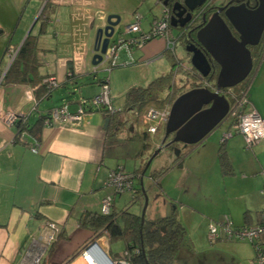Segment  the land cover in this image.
Listing matches in <instances>:
<instances>
[{
	"label": "crops",
	"instance_id": "crops-1",
	"mask_svg": "<svg viewBox=\"0 0 264 264\" xmlns=\"http://www.w3.org/2000/svg\"><path fill=\"white\" fill-rule=\"evenodd\" d=\"M149 2L0 0V76L4 77L12 62L9 48L18 50L30 34L19 68L0 82V264H35L36 259L39 264H87L80 255L86 244L96 241L107 250L108 237L98 236L81 225L80 217L87 212L100 213L101 199L112 194L104 183L110 169L120 166L136 175L134 196L127 191L114 196L111 212L126 209L131 212L124 205L127 200L137 207L144 202L140 190L142 171L160 145L164 132L158 134L160 126L155 133H148L141 119L134 115V108L125 104V92L133 85L122 90L114 84L109 86L116 109L111 117L104 108H97L83 113L75 124L44 125L43 120L51 109L62 104H67L68 110L74 112L80 99L99 92L101 78L97 72H92L91 63L96 29L105 25L109 14H116L120 17V31L115 38L120 34L131 37L134 34L124 32V27L139 13L141 28L147 30L151 20L158 16H146ZM132 52L138 57V61L134 58L136 63L169 53L162 38L152 39L140 48L133 47ZM126 58L125 51H121L117 61ZM68 70L72 75L67 76ZM46 77H54L59 84L42 97L40 83ZM86 77L90 85L83 89L78 83ZM240 86H248L251 104L264 117V52L260 53V47L253 55L250 75ZM84 90L89 92L81 96ZM114 93L123 96L118 106H114ZM6 110L22 113V121L29 127L44 117L39 136L36 138L26 130L18 132L19 121L4 124L1 116ZM126 111H131L134 117ZM230 125L231 121L220 123L184 157L171 156L167 147H162L152 157V162L158 159L153 170L146 173L149 164L144 173L147 180L160 188V192L152 191L157 198L148 199L145 210V219L153 221L169 215L178 220L179 216L176 207L170 205L180 199L174 198L171 191L179 187L181 177L175 178L174 169L166 173L157 171L158 165L164 161L170 162V167L178 165L179 175L184 177L193 172L212 171L210 180L197 188L210 186L216 201L201 206L193 202V208L189 209L190 215L198 216L203 240L199 249L206 252L205 257L200 259L201 251L194 245L180 246L177 252L179 258L191 257L196 264H255L254 248L246 240L220 239L204 246L209 221L227 216L233 225H253L264 220V140L246 148L242 135L234 133L222 141ZM34 142H38L36 152L31 150ZM221 151L228 164L225 170L219 162ZM127 163L133 165L134 170H129ZM144 177L142 185L145 187ZM146 190L149 194L150 189ZM138 211L132 213L140 214ZM178 221L183 226L180 218ZM50 234L53 239L48 243ZM107 254L110 255L108 250Z\"/></svg>",
	"mask_w": 264,
	"mask_h": 264
},
{
	"label": "water",
	"instance_id": "water-1",
	"mask_svg": "<svg viewBox=\"0 0 264 264\" xmlns=\"http://www.w3.org/2000/svg\"><path fill=\"white\" fill-rule=\"evenodd\" d=\"M228 0L224 5L214 6V11L195 33L197 44L190 42L185 45V51L190 55L193 67L200 79L209 77L213 70L212 62L218 65V71L213 89L207 86H196L180 93L172 102L170 113L165 123L164 135L160 145L147 160L142 171V178L146 168L162 147H172L175 143L183 146L199 143L206 135L214 130L227 117L229 107L227 97L221 92L223 89L235 87L246 79L253 68V47L259 45L264 33V0ZM206 0H184L189 12L201 7ZM166 5V1H163ZM178 3H174L173 10ZM178 13L171 17L170 24L176 26ZM190 19V13L179 25L183 26ZM120 17L109 14L104 26L95 31L93 55L91 63L98 64L107 46L119 26ZM210 82L209 80H207ZM107 120L105 121V123ZM175 155H180L175 151ZM140 181V190L144 197L140 213L141 222L145 218L148 196ZM91 255L99 264H107L110 256L94 242Z\"/></svg>",
	"mask_w": 264,
	"mask_h": 264
},
{
	"label": "built area",
	"instance_id": "built-area-1",
	"mask_svg": "<svg viewBox=\"0 0 264 264\" xmlns=\"http://www.w3.org/2000/svg\"><path fill=\"white\" fill-rule=\"evenodd\" d=\"M161 13L153 18L150 22L149 28L144 30L141 28V15L139 13L134 14V20L132 23L127 24L124 27V32L133 33L131 37H125L120 34L107 46L105 53L102 56L101 61L93 65L92 72H98L99 66H103L104 70H109L116 66H125L136 63L132 55L133 47H142L145 43L155 38H162L166 41V47L169 51H172L173 41L169 29V14L168 9L161 3ZM260 53L264 52V33H262L260 42ZM121 51H125L127 58L124 61L118 62V56ZM17 53V49L9 48L10 59L13 60ZM181 65L178 64L173 70L177 71ZM174 71V72H175ZM71 72H67V76H70ZM3 76H0V82ZM108 77H104L100 81V90L97 94L89 97L82 98L78 102L77 110L70 112L67 108V104H62L59 107L51 109L46 115L44 125H50L54 123H67L75 124L80 121L83 113L90 111L91 109L104 108L108 115L113 114L116 110L112 105V96L110 94ZM46 88L50 91L58 86L59 81L54 77H46L43 82ZM203 85L213 89V84L207 80H203ZM248 86L241 88H226L224 95L228 99L229 107L227 111V117L231 118L230 129L224 132L222 135V141L230 137L232 134L237 133L242 135L244 140V146L251 148L258 141L264 140V117L260 116L254 106L251 104L247 89ZM27 97L30 95L29 91L26 92ZM138 111L134 112L135 115ZM170 113V103H165L162 107L149 106L140 115L141 122L146 127L148 133H155V131L164 125L168 119ZM23 115L20 112H14L12 110H6L1 116V121L6 125H13L14 123L23 120ZM31 150L36 152L38 150V142H34L31 145ZM134 172L124 170L122 167L117 166L108 171L105 185L111 188L112 194L106 195L101 199L100 213L109 214L113 205L114 196L125 191L132 192V195L136 193L134 188ZM219 223L217 224V222ZM211 222L208 224L207 238L209 243H213L222 238L228 240H246L249 242L255 252L254 263L264 264V220H261L257 224L233 226L227 216H223L220 220ZM53 239V235L50 234L47 237L49 243ZM96 242V241H94ZM94 242L86 244L80 251L81 257L87 264H93V258L91 250ZM97 243V242H96ZM100 246V245H99ZM137 252V249H132ZM38 259H36V263ZM107 264H133L131 262L130 252L123 250L118 254V257L110 256V260ZM143 264V263H137Z\"/></svg>",
	"mask_w": 264,
	"mask_h": 264
},
{
	"label": "rangeland",
	"instance_id": "rangeland-1",
	"mask_svg": "<svg viewBox=\"0 0 264 264\" xmlns=\"http://www.w3.org/2000/svg\"><path fill=\"white\" fill-rule=\"evenodd\" d=\"M222 0H214L212 2V4L214 5H218L219 3H221ZM147 11H146V16L147 17H151L154 14H160L161 13V5L160 3H158L156 0H150L149 5L147 4ZM172 34L175 38H177V41L175 43V47H174V56L178 59L181 60V62L186 65L185 66V70L188 69L191 66L190 63V55L185 51V44L183 43V38L181 36L182 30L178 27H170ZM119 28H117L115 30V33L113 35L112 38H115L117 36V34L119 33ZM132 55H134V58L138 61V57L137 55L132 52ZM122 57H120V59L122 60ZM106 64H103V66ZM103 66L100 65L98 72H97V76L101 79H103L104 77H108L110 79L109 82V86L112 87V85H115V88L122 90L124 89L126 86H140V87H144L146 86L151 80L157 78L160 75H164L166 73L169 72L170 69V62L167 58L166 55L154 58V59H150L148 61H144V62H140V63H133V64H129V65H125V66H117L114 68H111L109 70H104ZM186 72V71H185ZM182 70L178 71V75L176 76V78L174 79V87H172L173 90H175L172 95L170 96L171 92L169 95H166L163 103H170L171 104V100H174L181 92V89H187V88H191L192 86H202L201 83V79H198L197 77H195L192 72H188L185 73ZM247 79V78H246ZM244 79L242 82H240L239 84H237L236 86L242 85L245 80ZM109 81V80H108ZM214 80H212L213 82ZM90 85L89 82V78L86 77L84 78V80H82L80 83H78V86L83 87V89L85 88V85ZM235 86V87H236ZM178 87H180L181 89L178 90ZM60 91H65L64 88H60ZM84 93L81 96H85V94H87V92H89V90H84ZM177 92V94H176ZM164 94H166V88H162L161 92L159 93L160 96H164ZM123 99V96H119L116 93H114V106H118L119 104H121V100ZM170 100L168 102H166L167 100ZM129 112V115H133V113L131 111H126ZM131 117V116H130ZM231 121L230 117H226L221 123H229ZM225 125V124H224ZM143 127V126H142ZM141 127V128H142ZM125 128V127H124ZM164 128L165 125H161V127L159 128L158 134L159 135H163L162 133L164 132ZM126 129V128H125ZM143 129V128H142ZM157 137H160V136ZM196 144H188L186 146H183L181 143H175L172 147H167V150L169 151L168 153H170V155L174 156L176 153L175 151H179L180 153V157H184L183 155L186 153ZM176 156V155H175ZM148 160V159H147ZM147 162V161H146ZM152 162V161H151ZM146 171V173H149L153 170V165L156 164L158 162V159L156 158L154 160V162L151 163ZM180 164H182V159L180 161ZM161 165L163 166V168L161 167ZM127 166L129 167V170H134L133 165H131L130 163H127ZM170 162H162L160 165H158V168L156 169L157 171H163V173H166L168 170L174 169V173L175 174V178L178 179V176L180 178L179 181V187H177V189L173 188L171 191V194L174 196V198H180L178 201L173 202L170 206L171 208L176 207L175 209L177 210V214L179 215L177 218L179 220H182V224L185 228V238L182 242V247H189V246H195V249L198 248V251H201L202 249H199L202 247V239L200 237V232H199V220H198V216L197 214H193L196 212H192L190 215V210L191 208H193V202L194 204H198V205H208L209 202H215L216 201V195L215 192L212 188H210V186H202L201 189H198L197 187L199 185H203V183H205V181L210 180V175L212 176V171H210L209 169L205 170V172L207 173H201L200 171L198 173L193 172L192 175H186L184 176H180V168L178 167V165L176 166H171L170 169ZM159 171V172H160ZM180 174V175H179ZM147 174L145 175L144 179H143V183L145 184L146 189L148 188V190L150 189V192L148 194L147 192V196L148 199H153L156 200L157 196L155 197V195H153L152 191H159L160 192V188L157 185H154L150 180H147ZM176 179V180H177ZM184 181V184L182 183ZM106 182V180L104 181V183ZM181 184H183V186H181ZM182 189H181V187ZM184 187V188H183ZM179 188V190H178ZM111 190V188H109ZM112 191V190H111ZM116 196V195H115ZM149 203V200H148ZM131 212H135L136 209L139 210L138 212L141 213V209L143 206V202L141 203V206L137 207L136 204L133 202H131V200H127L124 204ZM123 205V206H124ZM121 206V207H123ZM148 215V214H147ZM184 219V221H183ZM188 222V224L186 223V221ZM220 220V219H219ZM218 221V220H217ZM211 222H215V221H211ZM210 223V221H209ZM219 223V221L217 222V224ZM233 225V224H232ZM233 226H242V225H233ZM191 237V238H190ZM192 240V241H191ZM222 240L228 241V239L226 238H222ZM234 240V239H233ZM104 242L107 244V240L105 239ZM209 241L208 239L205 242L204 246H208ZM126 248L125 242L123 239H108V253L111 256H114L118 253H121L124 249ZM107 250L105 249V252L107 253ZM226 253H228V251H225ZM231 251H229L230 254ZM205 253L206 252H199V254H201L200 259L202 260L203 257H205ZM109 255V256H110ZM195 260L197 261V255L195 256ZM175 261L176 263L178 262L179 264H196V262H194L193 258H188V257H178V253L175 257Z\"/></svg>",
	"mask_w": 264,
	"mask_h": 264
},
{
	"label": "trees",
	"instance_id": "trees-1",
	"mask_svg": "<svg viewBox=\"0 0 264 264\" xmlns=\"http://www.w3.org/2000/svg\"><path fill=\"white\" fill-rule=\"evenodd\" d=\"M29 43L30 34L26 36L23 43L18 48L9 68L4 73L3 79H8L9 74L17 71L20 63L25 58ZM259 47L260 46L258 45L252 48L254 54L258 52ZM166 56L169 62L173 63V56L170 53H167ZM212 64V72L209 77L201 79V83L203 80H209L212 82V80L215 79L219 67L215 62H212ZM189 71L192 72V74H194V72L197 73L191 66L184 70L185 73H188ZM68 72L71 71L68 70ZM170 81L171 74L166 73L153 79L145 87H130L125 92V104L134 109H138L139 111H142L150 104L155 106L162 105L165 97L160 96L159 93L162 88L170 87ZM40 87L43 92L42 97L46 96L48 89L45 84L41 82ZM238 87L241 88L243 86L239 85L235 88ZM187 89L181 90L183 92ZM113 114H110L109 116L111 117ZM110 117L109 120H111ZM43 118L44 117L38 119L31 127H29L25 121L20 120L17 123L18 132L26 130L37 138L42 127ZM222 152L223 151H221L219 156V162L222 170H225L227 169L228 164L226 156ZM175 157L179 158L180 155ZM80 223L93 230L98 236L104 234L111 240L123 239L126 245L125 249L130 252L131 262L133 264H177L175 257L185 238V229L174 215L157 218L153 221H148L144 218V221L141 222L140 214L129 212L127 209L117 213L110 212L105 215L101 213L87 212L80 217ZM52 245L53 243L50 244L49 251L51 250ZM132 249H137V252H134ZM112 257H118V254Z\"/></svg>",
	"mask_w": 264,
	"mask_h": 264
},
{
	"label": "flooded vegetation",
	"instance_id": "flooded-vegetation-1",
	"mask_svg": "<svg viewBox=\"0 0 264 264\" xmlns=\"http://www.w3.org/2000/svg\"><path fill=\"white\" fill-rule=\"evenodd\" d=\"M158 3L161 2L163 4V1H166V5H164L167 9H168V14H169V29H170V33H171V37H172V41H173V48H172V51H169V53L173 56V63H170V69H169V72L171 74V81H170V87H166V94H164V97H166V95H169L170 92V96L172 95V93L175 91L172 89V87H174V79L176 78V76L179 74L178 71L179 70H182L184 71L185 70V66L180 59L176 58L174 56V47H175V43L177 41V38H175L172 34V31H171V24H170V20H171V17L178 13V20H175L176 22V26H172V27H178L182 30V33H181V36L183 38V43L186 45L190 42H194L195 44H197V41L195 39V33L196 31L198 30V28L200 26H202V24L204 23L203 22V16H205V18L207 19L211 12L214 11V4H212V2L214 0H206V2L201 6V7H198L196 9H194L193 11L189 12L188 8L185 7L184 5V0H156ZM228 0H222L221 3H219L218 5H224ZM250 6H254L255 2L253 0H250ZM178 3L177 5V9L176 10H173V5L174 3ZM188 13H190V19L184 23L183 26H180L179 23L180 22H183L185 17L188 16ZM185 47V46H184ZM189 54V53H188ZM253 54H254V50H253ZM180 64L181 66L179 67V69L177 71L173 70L174 67L176 65ZM175 71V72H174ZM195 77H197L198 79H200V76L198 75V73H195L193 74ZM210 83H212L210 81ZM181 89L180 87H178L177 89V92L178 90ZM227 89H223L221 92L224 94V92H226ZM49 91V90H48ZM176 92V94H177ZM170 101L169 99L166 101L168 102ZM173 100H171V104H172ZM165 103H163L162 105L160 106H155V105H148L147 107L149 106H152V107H162ZM171 104H170V107H171ZM147 107H145L143 110H145ZM142 111H139L138 109H134V112L138 111V115H135L136 117H140L141 113L143 112Z\"/></svg>",
	"mask_w": 264,
	"mask_h": 264
},
{
	"label": "bare ground",
	"instance_id": "bare-ground-1",
	"mask_svg": "<svg viewBox=\"0 0 264 264\" xmlns=\"http://www.w3.org/2000/svg\"><path fill=\"white\" fill-rule=\"evenodd\" d=\"M114 108V107H113ZM116 110V109H115ZM91 258H93V257H91ZM93 264H99L98 262H96L95 260H94V258H93Z\"/></svg>",
	"mask_w": 264,
	"mask_h": 264
}]
</instances>
